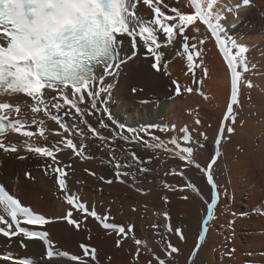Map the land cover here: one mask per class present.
Masks as SVG:
<instances>
[{
    "label": "bare ground",
    "instance_id": "6f19581e",
    "mask_svg": "<svg viewBox=\"0 0 264 264\" xmlns=\"http://www.w3.org/2000/svg\"><path fill=\"white\" fill-rule=\"evenodd\" d=\"M224 5L231 10H222ZM158 6L167 14H172V7L185 13L192 11L187 0H161ZM214 11H220L224 17L221 23L227 35L247 50L248 71L238 69L241 72L238 103L227 118L231 75L211 33L197 21L199 34L192 31L191 24L185 29L189 37H197L188 42L196 44L197 48L187 54H184V42L179 37L165 46L163 37L158 36L162 41V47L157 50L162 54L159 71L151 67L153 58L143 48L139 36L136 39L141 45L138 49L141 54L124 58L118 68H110L113 75L105 77L106 85H112L110 95L105 94V104L96 115L85 114V119L101 135L114 137L108 148L103 146L105 142L94 137L89 139L91 133L87 126L79 125L85 132L83 141L79 136L72 138L78 146L85 145L83 155H74L70 149L55 154L59 166L67 173L62 177L67 193L78 196L89 210L94 208L99 215L108 216L109 223L133 229L122 240L121 247L115 245L117 235L109 234L112 230L102 228L91 216L83 219L81 213L72 209L74 217L83 219L79 229L66 220L55 219L65 215L70 206L65 202L66 194L56 183L58 173L51 170L54 167L51 158L28 153L24 147L9 153L0 149V182L23 206L53 218L52 223L44 226L25 227L46 231L47 241L55 252L79 255L89 264H158L153 254L164 259L166 264H264V0H249L246 6L243 0H217ZM136 14L143 19L153 16L142 0L137 4ZM201 38L205 39L203 52L199 51ZM126 39L128 44L124 52L127 53L131 51V37ZM178 51L181 55L176 54ZM121 55L123 58V53ZM187 55L193 56L192 72L187 69ZM201 58L204 63L197 68ZM94 72L97 75L103 73L104 64L96 65ZM193 73L197 79H202V84L194 81ZM173 81L181 89L179 95ZM249 83L251 87H248ZM188 88L199 91H186ZM65 91L72 98L71 88ZM42 96L63 103L59 90L45 89ZM2 99L21 103L22 111L27 113L25 119L29 121L27 130L34 133L30 143L51 147L60 139L54 133L63 130L44 116L43 111L32 114L30 107H23L24 100L34 103L31 97L17 93ZM50 110L56 113V109ZM68 110L75 113L71 105H65L59 114ZM33 115L44 121L39 127L45 128L47 139L39 135L37 125L31 124ZM100 119L105 121L107 128H99ZM197 119L200 124L195 123ZM64 120L72 123L69 117ZM222 125L223 132L220 131ZM229 127L233 129L231 133L227 132ZM128 129L133 131L129 133ZM181 129H187V133ZM201 132L207 139L200 136ZM121 135L128 136L129 140L120 139ZM185 135L188 139H183ZM218 136L219 146L216 144ZM173 139L178 144L170 143ZM25 140L29 138L9 131L4 142L21 144ZM147 144H162L171 150H153ZM189 148L193 159L202 167L207 168L215 158L211 169L217 193L215 204L207 176L179 159V154H184L180 150ZM112 149L121 163L131 162L125 149L136 152L145 160L152 157V163L144 165L151 171L139 173L141 165L121 169L122 172L134 171L137 175L135 180L122 176L125 183L118 182L115 162L109 155ZM85 169L96 175H89ZM173 170L182 171L183 175L172 174ZM100 177L113 183H104ZM165 184L170 187H164ZM189 184L194 185L195 190L189 188ZM182 196L188 199H181ZM164 197H167V203ZM177 229L184 236L183 240L176 234ZM136 240L142 243L137 245ZM21 241L26 247L21 246ZM81 244L96 249L94 260L83 255ZM169 244L179 251L169 255ZM137 248L140 249L138 257ZM47 250L44 239L0 235V264H17L22 258H31L35 264H77L66 256L49 260ZM194 250L197 254L192 257Z\"/></svg>",
    "mask_w": 264,
    "mask_h": 264
},
{
    "label": "snow or ice",
    "instance_id": "6c2138e0",
    "mask_svg": "<svg viewBox=\"0 0 264 264\" xmlns=\"http://www.w3.org/2000/svg\"><path fill=\"white\" fill-rule=\"evenodd\" d=\"M138 3L139 0H0V149L9 153L17 152L20 147H24L28 153L51 158L52 165H54L51 170L58 173L56 183L60 186L61 192L66 193L64 199L70 206L65 215L55 219L66 220L69 225H74L79 229L83 224V219L91 216L100 223L102 228L111 229L112 232L109 234L115 233L117 235L116 247L122 246V240L133 229L109 223L108 216L99 215L94 208L89 210L86 203L81 201L78 196L67 193L66 183L62 179L67 173L64 168L59 166L60 161L55 155L64 149H70L72 154L77 156L83 155L85 145L81 143L78 146L72 138L79 136L83 141L85 132L79 125L87 126V131L91 133L89 139L94 137L105 142L103 145L105 148L109 147L114 137L101 135L96 127L85 119V114L87 116L96 115L100 111L101 105L105 104V94L110 95L112 85L105 83V77L113 75L110 68L113 66L118 68L119 64L124 62V58L131 59L141 54L138 52L141 45L136 39L139 36V40L143 42V48H146L147 54L153 58L151 67L159 71L158 65L162 64V54L157 50L162 47V41L158 39V36L163 37L165 46L172 44L179 37L184 42V54H187L197 48L196 44L188 43L189 40H195L197 37H189L185 29L191 24L193 25L192 31L199 34L200 28L196 26L198 21L211 33V38L215 41L231 75V97L225 118L233 112V106L238 103L241 79V72L238 69L248 71L247 50L227 35L226 29L221 23L224 17L220 11H214L217 0H187V5L192 9L191 13H185L176 7H172L170 8L172 14L163 12L158 6L161 0H155V3L153 0H142L143 5H146L153 14L151 19H143L136 14ZM248 3L249 0H243L245 6ZM6 5H14L8 8L11 18H9V14H6ZM222 10L230 11L231 9L224 5ZM127 37H131V51L126 53L124 48L128 44ZM204 44L205 39H199L200 52H203L202 46ZM176 54L181 55L179 51ZM187 60V69L192 72L193 56L187 55ZM203 63L201 58L196 67L199 68ZM94 64H104V72L97 75L93 69ZM207 74L205 68L204 76L206 77ZM193 79L198 84L203 82L202 79H197L195 73H193ZM173 83L177 84L176 81ZM248 87H251L250 83ZM68 88H71L72 98H69L65 91ZM45 89L59 90V96L63 103L52 102L48 100L47 96H42V91ZM186 91L193 92L199 91V89L188 88ZM180 92L181 89L177 84V95ZM17 93H23L25 97H31L34 101V103H30L24 100L23 107H30L32 114L43 111L44 116L54 121L59 129L63 130L54 133L60 139L51 147L30 143L34 133L27 130L29 121L25 119L27 113L22 111L21 103H9L2 99L6 95L12 97L13 94ZM84 93L87 95L85 96ZM204 98L207 99L208 97L205 96ZM65 105H71L75 109V113L68 110L60 115V110ZM80 105H84V107ZM50 108L56 109V113L54 114ZM5 110H8L7 113ZM64 117H69L72 123L66 122ZM98 123L100 129L108 127L103 119H100ZM195 123L200 124L201 122L197 119ZM31 124L37 125L39 135L47 139L45 128L39 127L44 124L43 120H38L33 115ZM21 129L25 130L22 131ZM9 131L12 133L19 132L21 137L29 138V140H25L21 144H6L4 142L5 134ZM127 131L131 133L133 130L128 129ZM181 131L187 133V129H181ZM220 131H224L223 125ZM232 131V128H227L228 133ZM65 133L68 135L65 136ZM199 134L207 139L205 133ZM120 139L128 141L129 137L121 135ZM183 139H188L187 135ZM170 143L178 144L175 139ZM216 144L217 146L220 144L219 136L216 139ZM147 147L153 150L163 149L165 152L171 150L162 144H147ZM180 151L184 153H178L181 161L198 168L207 176V183L212 187L213 192L212 202L215 204L217 199L216 185L211 174L215 158L205 168L193 159L190 148ZM125 152L127 156L131 157V162L121 163L120 158L115 155V149L109 152L115 162V178L118 182L125 183L121 179L122 176L131 177L135 180L137 175L134 171L122 172L121 169H130L135 165H141L139 173L151 171L144 165L151 164L152 157L145 160L134 151L125 149ZM18 158L25 159L24 156H18ZM65 167L71 166L65 165ZM85 171L88 170L85 169ZM88 174L96 175L91 171H88ZM172 174L183 175V172L177 173L173 170ZM25 175L30 176L29 173ZM100 179L107 184L113 183L112 180H106L104 177H100ZM164 187L169 188L170 186L165 184ZM188 187L195 190L192 184H189ZM180 190L183 191L182 188ZM137 191L142 192L143 190L137 189ZM181 199H188V197L182 196ZM164 200L165 203L168 202L167 197H164ZM211 207L210 205L209 211H211ZM72 209L81 213L83 219L74 217ZM164 215L167 217L168 214L165 213ZM52 222L53 218L34 213L30 207L23 206L3 185H0V235L4 237L21 235L23 238L33 240L44 239L45 243L48 244L47 259L66 256L76 261L77 264H89L88 260L82 259L79 255L69 256L68 253L55 252L51 243L47 241L48 233L46 231L30 230L25 227L31 225L44 226ZM206 225L207 221H205ZM153 227L157 226L154 225ZM176 234L181 240L184 239L180 230L177 229ZM135 242L137 245L142 243L140 240ZM21 246L26 247L23 241H21ZM198 247L199 245H197ZM80 248L85 257L90 256L91 259H95V248H89L85 244H81ZM168 248L170 249L169 255L179 251L177 247L171 244L168 245ZM139 252L140 249L137 248V257ZM196 254L197 252L194 250L192 257H195ZM153 255L158 264H166L164 259ZM17 264H35V261L31 258H22L18 260Z\"/></svg>",
    "mask_w": 264,
    "mask_h": 264
},
{
    "label": "clouds",
    "instance_id": "9594fccd",
    "mask_svg": "<svg viewBox=\"0 0 264 264\" xmlns=\"http://www.w3.org/2000/svg\"><path fill=\"white\" fill-rule=\"evenodd\" d=\"M13 6H14V5H6V6H5L6 14H9V13H8V8H9V7H13ZM9 18H11V14H9Z\"/></svg>",
    "mask_w": 264,
    "mask_h": 264
},
{
    "label": "rangeland",
    "instance_id": "374dc122",
    "mask_svg": "<svg viewBox=\"0 0 264 264\" xmlns=\"http://www.w3.org/2000/svg\"><path fill=\"white\" fill-rule=\"evenodd\" d=\"M66 194V193H65Z\"/></svg>",
    "mask_w": 264,
    "mask_h": 264
}]
</instances>
